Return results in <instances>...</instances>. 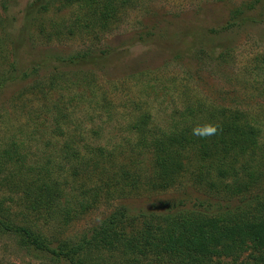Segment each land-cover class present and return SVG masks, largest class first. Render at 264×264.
Segmentation results:
<instances>
[{
    "label": "trees",
    "instance_id": "16d2710c",
    "mask_svg": "<svg viewBox=\"0 0 264 264\" xmlns=\"http://www.w3.org/2000/svg\"><path fill=\"white\" fill-rule=\"evenodd\" d=\"M55 1V10L69 11V19L49 22L51 38L78 35L90 44L54 57L57 63L47 71L49 89L66 82L69 74L79 84L90 71L106 66L110 51L97 53L93 45L119 26L136 2ZM250 22H264V0L239 4L209 32ZM253 58L250 71L264 77V54ZM45 67L15 63L0 75V92ZM185 101L170 112L165 125L138 107L127 114V136L113 144L98 142L102 126L84 128L73 111L54 102V109L43 110L53 126L45 131L52 136L39 152L47 153L48 147L55 152L40 163L30 158L35 155L28 146L31 134L27 141L0 139V239L26 264H264V126L248 109L199 98ZM109 104L102 110L108 118ZM204 122L221 130L207 138L194 136L193 127ZM187 186L201 196L185 191L147 207L126 202L132 195ZM111 199L122 202L111 204L90 225L69 231L102 200Z\"/></svg>",
    "mask_w": 264,
    "mask_h": 264
},
{
    "label": "rangeland",
    "instance_id": "374dc122",
    "mask_svg": "<svg viewBox=\"0 0 264 264\" xmlns=\"http://www.w3.org/2000/svg\"><path fill=\"white\" fill-rule=\"evenodd\" d=\"M248 1L136 0L119 26L94 42L93 49L110 51L106 56L109 63L90 71L79 84L69 74L66 82L59 81L49 89L47 71L57 63L54 57L82 50L90 40L83 41L78 35L61 41L51 38L49 22L58 20L60 24L61 18L69 19V11L55 10V0H0V75L13 70L15 63L46 65V70L40 69L27 81L0 92V139L27 141L31 134L28 146L35 152L31 161H44L45 155H52L55 149L39 152L46 137L52 136L45 131L53 126L43 110L54 109V102L73 111L82 127L102 126L101 144L122 141L127 136V114L137 112L138 107L150 111L156 123L165 125L170 112L182 107L188 98L248 109L264 126V77L250 71L254 55L264 54V22L246 23L218 34L209 32L226 22L234 7ZM32 84L33 90L29 87ZM106 101L110 102L109 118L102 113ZM185 191L189 196H201L187 186L132 195L125 201L147 207L152 201L177 198ZM118 202L122 201L102 200L69 231L90 225ZM26 260L9 242L0 239L1 264H26Z\"/></svg>",
    "mask_w": 264,
    "mask_h": 264
},
{
    "label": "clouds",
    "instance_id": "9594fccd",
    "mask_svg": "<svg viewBox=\"0 0 264 264\" xmlns=\"http://www.w3.org/2000/svg\"><path fill=\"white\" fill-rule=\"evenodd\" d=\"M220 126L212 122H204L193 127L192 133L200 138H207L216 135L220 131Z\"/></svg>",
    "mask_w": 264,
    "mask_h": 264
}]
</instances>
